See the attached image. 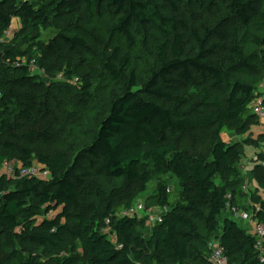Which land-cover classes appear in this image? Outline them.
<instances>
[{
	"label": "trees",
	"instance_id": "1",
	"mask_svg": "<svg viewBox=\"0 0 264 264\" xmlns=\"http://www.w3.org/2000/svg\"><path fill=\"white\" fill-rule=\"evenodd\" d=\"M5 1L0 2V38L14 17L33 19L35 30L61 32L44 44L42 55L34 53L42 45L40 34L22 30L13 41L0 44V171L11 152L23 167L39 164L50 172L48 181L0 176V264H45L38 260L40 253L52 264H211L213 240L224 248L229 264H264L257 238L228 210L229 203L264 224L259 194L264 191V146L260 138L254 140L260 120L251 108L264 72L251 83L228 80L242 67L251 69L242 35L251 27L264 32V0H222L219 10L214 0H207L205 8H196L200 13L189 10L188 0H47L38 9L24 0L7 9ZM80 7L92 19L109 17L118 44L102 47L78 31ZM135 24L159 34L149 51L156 62L150 79L138 89L131 74L124 93L112 99L92 131L90 144L80 150L84 157L79 154L73 164L65 152L37 148L36 140L47 145L66 131L69 121L59 129L50 120L42 130L27 127L37 114H50L48 101L40 97L50 88L21 61L36 60L49 77L62 75L71 85L82 74L81 92L89 96L98 80L117 83L130 70ZM252 42L264 55V35L253 36ZM74 57L96 62L101 73L97 75V66L85 73ZM74 117V112L67 116ZM169 130L204 136L191 151L170 138ZM228 133L244 142L227 143ZM246 144L259 152L244 174ZM82 158L91 161L89 176L78 172ZM100 179L122 183L110 191L105 206ZM172 179L179 185L174 191L168 183ZM154 181L153 205L167 211H158L162 221L142 236L137 218L121 216L133 204L110 203L129 186L140 185L145 192ZM248 182H255L258 192H246ZM56 212L57 218L50 217ZM68 239L82 251L69 250Z\"/></svg>",
	"mask_w": 264,
	"mask_h": 264
},
{
	"label": "rangeland",
	"instance_id": "2",
	"mask_svg": "<svg viewBox=\"0 0 264 264\" xmlns=\"http://www.w3.org/2000/svg\"><path fill=\"white\" fill-rule=\"evenodd\" d=\"M4 0H0L3 2ZM30 1L35 4V6L40 8L43 5V2L47 0H24ZM23 0H7L3 4H7L5 8L11 7V5L19 6L20 2H24ZM219 6L218 10L224 5L222 0H214ZM207 0H188L187 7L193 13L198 12L197 7H206ZM223 3V4H222ZM45 4H48L46 2ZM78 18L81 20L79 22ZM75 21L77 23L76 29L83 33L87 38L91 41L97 42L102 47L113 46L118 44V40L116 39V35L109 30V26L111 24V19L109 17H104L103 19L99 18H90L86 13L84 7H80L75 15ZM33 19L24 20L23 18L14 17L12 29L14 31V37L7 42H11L16 38V34L19 32H26L30 36H37L40 34L41 40L40 44L34 48V53L37 55H42L45 46L44 44L50 42L55 35H57L61 30L57 29H41L35 30L32 29ZM133 34L135 35L137 45L134 50L131 51L132 56V65L128 72H126L122 80L119 82H112L110 78H103L96 82L94 87L90 90L89 96H84L81 92V88L84 85V80L82 74L77 75L76 78L80 79L79 83H75L72 81V85L68 84V82L63 78L62 75H58L57 77H49L45 72L37 73V78L44 82L48 89V93H41L40 97H42V101H48V106H50V114L44 115L37 114L35 116V121H31L27 124V127L32 129H43L44 124L47 120L54 121L56 129L61 127V124L64 123L65 120L69 121V126L66 127V131L60 133L55 136L54 140H50L47 145L41 139L36 140L35 146L45 152L55 153L57 151L65 152L69 155L70 163L73 164L74 159L79 156L84 157V153L80 150L83 149L86 145L90 144L92 138V131L97 128L98 122L107 114L110 109V103L115 96L122 95L127 88V85L130 81L131 74L134 72L135 77L137 78V88L141 89L144 84L150 79L152 71L156 68V62L154 58L149 54L151 46L158 40L159 34L155 31H145L143 28L138 25H133L132 27ZM264 32L262 30L256 29L255 27H251L248 32L243 33L242 40L244 46V58L248 59V64L251 69H246L244 67L240 68L237 72L233 73L228 80H241L245 83H251L257 79H261L262 74L264 72V55L262 54V50L258 49L252 42L253 36L262 37ZM5 41V43H7ZM38 42V43H39ZM36 45V44H35ZM76 64L81 65V70H85V73L92 72L90 67L97 66L96 71L97 75L101 73V68L92 61H89L87 58L83 57H74L73 58ZM38 71V70H37ZM39 72V71H38ZM227 84V82H225ZM52 85V86H51ZM68 85V86H65ZM46 96V97H45ZM43 106V104L41 105ZM40 106V107H41ZM70 112H74L75 117L70 120L67 118ZM263 121V120H262ZM261 123V121H260ZM168 136L172 139L178 140L180 145L187 150H193L192 146L194 143L199 144V140H201L202 133L195 134H186L180 136L177 132L173 130L168 131ZM254 137V136H253ZM224 139L227 143L242 141L244 142V138H237L232 136L230 133L224 135ZM234 140V141H233ZM248 148H253L250 144L245 145ZM245 147V148H246ZM190 148V149H189ZM247 149H244L246 152ZM7 168H16L19 169L22 167V164L19 163V160L15 157V153L7 152ZM91 162V161H90ZM86 159H81L80 168L83 167L82 171H79V174L85 173L87 176L90 175L89 164ZM36 163H38L36 161ZM5 167L4 170L0 171V176H6L7 179L16 178L14 174L9 172V169ZM4 171V172H3ZM8 174V175H7ZM244 174H247V171H244ZM13 176V177H12ZM167 180V178H166ZM48 181V180H46ZM170 191L177 190L179 188L178 181L176 179H172L168 181ZM99 187L106 193V198L104 200V206L107 205V197L110 196V191L115 187H119L122 183L119 181L100 179L98 180ZM250 185L251 194L258 192L257 184L255 182H251ZM245 190L246 192L249 191ZM261 196V200L264 201V191L259 192ZM242 195H246L245 192L242 191ZM157 196V182H152L148 187L147 191L142 192L140 185H131L129 186L121 196L114 197L111 200L110 205H120L122 203L131 202L133 204L134 209H136L139 205H143V210H140L136 218L140 221V229L141 235L145 236L150 232V229L153 228L152 224L149 222L150 214H158L155 212L156 206L153 205L155 202V198ZM248 196V195H247ZM251 196V195H250ZM125 198V199H124ZM249 199V198H248ZM253 205L250 206L249 204ZM246 205L252 209H256L255 204L250 200L247 201ZM242 211V209H241ZM60 212H56L51 214L50 217L57 218ZM64 221V220H62ZM144 222V224H143ZM38 221H36L35 225H38ZM107 226L110 223L106 224ZM239 225L241 227H245L247 230L249 226L239 221ZM222 223L220 225V230L222 229ZM109 228V227H108ZM106 229V228H105ZM199 229L202 235H205V225L200 224ZM108 231V229H106ZM67 241V248L69 250H75L76 253H80L82 250L77 248V243L71 239ZM10 251L12 249H9ZM46 254L40 253L38 255V260H43L45 264L48 263L45 260ZM261 256L264 258V246ZM66 257V254L60 256L62 259ZM229 262V260H228Z\"/></svg>",
	"mask_w": 264,
	"mask_h": 264
},
{
	"label": "built area",
	"instance_id": "3",
	"mask_svg": "<svg viewBox=\"0 0 264 264\" xmlns=\"http://www.w3.org/2000/svg\"><path fill=\"white\" fill-rule=\"evenodd\" d=\"M13 37H14V31L11 27L10 30L6 33V35L3 38H0V44L5 43V41L6 42L9 41ZM21 65L25 67H29L32 70L33 74L35 75H37V73H42V71L39 69V66L36 60L29 61L24 58L21 61ZM74 81L75 83L80 82L79 79H75ZM259 95L260 96L253 102L251 108H252L254 115L257 116L260 121H262L264 120V84L260 86ZM255 160L257 159L255 158ZM262 164L264 166V162ZM5 167L7 168V163H5L3 170L5 169ZM7 169H9V172L14 174L15 177L19 179L28 178V179H39L41 181H46L50 179V172L39 164H34L33 166H30L27 168L22 166L19 169H16V168L15 169L7 168ZM247 189L248 187L246 185L245 190ZM143 208H144L143 205L141 206L139 205L136 209L132 208L124 212L123 214H121V216L136 218V215H138L139 211L143 210ZM228 210L234 219L238 221H242L249 226L248 234L257 238L258 241H257L256 249L260 253H262L263 246H264V224L257 223L247 213L242 212L238 207L233 206L229 203H228ZM158 211L160 213H165L167 210L166 208H160ZM159 214L149 215V222L152 224L153 227L162 221L161 215ZM107 223L109 224L110 221H108ZM209 248L212 253L211 259H210L211 264H229L228 258L225 256V250L218 241L216 240L211 241L209 243ZM261 261L262 262L264 261L262 256H261Z\"/></svg>",
	"mask_w": 264,
	"mask_h": 264
},
{
	"label": "crops",
	"instance_id": "4",
	"mask_svg": "<svg viewBox=\"0 0 264 264\" xmlns=\"http://www.w3.org/2000/svg\"><path fill=\"white\" fill-rule=\"evenodd\" d=\"M254 132H255L254 140L257 141L260 138L263 141L262 142V146H264V120L261 121L259 127L255 128ZM245 149H247V150L245 152L246 158L244 160L243 166H244V171H247V170H249L251 167H253L255 165V161L254 160L256 158V154L259 151H256L254 149V147L253 148L246 147ZM263 150H264V148H263ZM249 189H250V185H249ZM157 210H159V207L155 208V212H157ZM242 212H244V211L242 210Z\"/></svg>",
	"mask_w": 264,
	"mask_h": 264
}]
</instances>
